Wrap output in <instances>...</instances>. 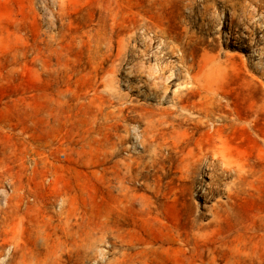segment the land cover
Segmentation results:
<instances>
[{"label": "rangeland", "instance_id": "rangeland-1", "mask_svg": "<svg viewBox=\"0 0 264 264\" xmlns=\"http://www.w3.org/2000/svg\"><path fill=\"white\" fill-rule=\"evenodd\" d=\"M4 182L1 264H264V0H0Z\"/></svg>", "mask_w": 264, "mask_h": 264}, {"label": "built area", "instance_id": "built-area-1", "mask_svg": "<svg viewBox=\"0 0 264 264\" xmlns=\"http://www.w3.org/2000/svg\"><path fill=\"white\" fill-rule=\"evenodd\" d=\"M13 191H14V187H13V184L10 182H4L3 184L0 185V215L3 214L7 210L9 206V202H10V197ZM33 200H34L33 196H27L23 203L24 207L27 206L29 202ZM9 249L10 247H8L6 250H9ZM5 258H6V255H3L0 258V261L2 262L3 260H5Z\"/></svg>", "mask_w": 264, "mask_h": 264}, {"label": "bare ground", "instance_id": "bare-ground-1", "mask_svg": "<svg viewBox=\"0 0 264 264\" xmlns=\"http://www.w3.org/2000/svg\"><path fill=\"white\" fill-rule=\"evenodd\" d=\"M151 83H152V82H151ZM157 83H158V82H157ZM149 84H150V83H149ZM152 86H154V85H152ZM155 86H156V84H155ZM157 88H158V87H157ZM168 88H169V87H168ZM160 93H161V92H160ZM163 95H164V94H163ZM136 127H137V126H136ZM133 129H134V128H133ZM139 130H140V129H139ZM137 131H138V130H137ZM135 134H136V133H135ZM135 134H134V135H135ZM138 134H139V133H138ZM139 135H140V134H139ZM139 135H138V136H139ZM135 145H136V143H135ZM204 189H205V188H204Z\"/></svg>", "mask_w": 264, "mask_h": 264}]
</instances>
